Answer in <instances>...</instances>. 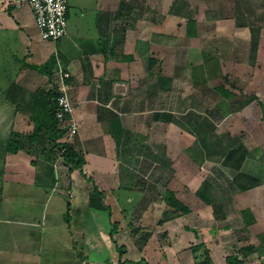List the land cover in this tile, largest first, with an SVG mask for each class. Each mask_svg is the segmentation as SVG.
I'll return each mask as SVG.
<instances>
[{"label": "crops", "instance_id": "obj_1", "mask_svg": "<svg viewBox=\"0 0 264 264\" xmlns=\"http://www.w3.org/2000/svg\"><path fill=\"white\" fill-rule=\"evenodd\" d=\"M175 2L176 0H78L72 5L73 8L69 5L66 34L54 42L41 39L27 0H0V264L20 262V259L15 260L13 257H31L33 252L40 251L42 229L47 220L45 214L49 209L53 208L52 211L57 215L54 220L55 230L60 229L56 225L60 221L59 214H63V206L60 202L57 203L60 200L52 201L53 205L49 204L50 189L63 190L60 198L65 200L62 204L69 210L73 208L74 212L79 213L81 204L84 209L86 207L90 224L97 222L96 212L105 210L90 205L95 186L98 191L108 192L114 188L133 191V188L140 185L137 190L143 191V197H146L144 185L136 180L139 167L133 168V145L136 144L135 158L138 160L143 157L157 160L156 156L163 159L158 150L146 146L144 141L137 142V129L147 128L145 125L153 127V124L170 125L175 118V114L169 113L171 111L165 96L174 91L179 79L174 71L175 67L180 59L183 60L182 63L185 60L181 55L169 53L168 48L178 49L180 42L188 38L185 26L183 35L177 40L175 38L178 36L176 31L182 28L179 27L182 24L180 20L185 13L182 9L174 11L177 15L170 13ZM71 10L75 13L74 17L70 14ZM211 14L214 16L216 13ZM162 16L167 17V20L172 17L174 19L175 24L171 26L176 31L170 36V43L169 35L164 34ZM150 34L154 36L153 40L149 39ZM195 39L189 38L190 41ZM169 64L171 72L167 69ZM59 69L70 74L67 84L78 133L69 143L84 155L86 162L83 171L71 169L70 166L68 169L63 163L62 166L58 164L63 159L58 156L56 145L67 141L66 136L54 141L57 133L52 130L54 122L51 110ZM257 105L259 106L258 103ZM252 106L247 109L254 110ZM143 111L151 112L150 123L147 117L137 120L136 116L142 115ZM263 114L262 112L258 120H255L257 124L252 127L257 130L254 132L258 135L256 139L261 138L259 142H255L258 144L254 148V151L258 149L257 154L264 147V135H259L260 131L264 134ZM192 117L184 120L182 125L191 136L193 134L188 129L192 128V122L196 120L195 114ZM200 117H207L217 127L207 115ZM146 121L147 124H144ZM143 140H146L145 136ZM10 143L14 144L12 149H17L16 152L11 151ZM183 155L185 161L180 163L179 168H175V174L181 176L184 187L192 194L198 193L205 206H209L200 195L206 179L201 180L199 173L198 178L195 174L190 178V172H196L192 163H196L187 154ZM129 159L131 162L127 161ZM256 176L259 177L260 174ZM262 187L263 180L262 185L244 192L264 189ZM212 189L207 191V198L214 197ZM169 190L172 191L170 188ZM99 202L106 207L104 198L101 197ZM154 204L152 196L142 208H154ZM166 208L165 203L159 204L156 211L162 214ZM80 214L82 215L81 212ZM244 218L248 232L257 223L264 226L263 217H259L253 210ZM109 219L112 220L111 217ZM157 219L159 223L162 215H158ZM179 219L167 221L161 226V230L173 222L177 223L175 227L179 226ZM68 222L65 218V228L70 224ZM120 229L118 226L114 227V237L108 243L110 248L113 247L112 259L117 264L139 263L137 260L144 264L146 250H151L152 253L151 243L155 240L157 242L153 250L161 254L163 264H197L193 246L198 245V233L192 236V240L177 246L178 239L184 238V231L192 233L185 226L180 232L173 230L168 233L166 230V234L151 229L148 233L152 232L153 236L146 245L133 238V229L125 231L134 245V259H126L128 245L121 244L115 238L125 230L123 227ZM262 231L253 235L259 241L256 245H246L235 255L242 259L241 264L250 263L256 255L260 258H257V264H264V248L261 243L264 240V228ZM66 234L68 235V229ZM154 235H160V238L155 239ZM102 239L108 238L103 236ZM168 240L171 241L170 244L165 243ZM60 244L64 248H72L67 240ZM94 246L96 248L97 244ZM101 246L105 247L106 242L99 241L98 248H102ZM121 247L126 248V255L118 250ZM225 263L228 264L227 258Z\"/></svg>", "mask_w": 264, "mask_h": 264}, {"label": "rangeland", "instance_id": "obj_2", "mask_svg": "<svg viewBox=\"0 0 264 264\" xmlns=\"http://www.w3.org/2000/svg\"><path fill=\"white\" fill-rule=\"evenodd\" d=\"M77 1L69 0L70 8H73L72 5L76 4ZM179 1H185V4L182 5V10L185 13L191 10L192 17L199 21L198 37L192 41L189 38H185L178 45L180 46L178 49L168 48L169 53L181 55L185 60L182 63L183 60L179 58L180 63L174 70L178 74L179 79H177V84L174 86V91L165 96L171 111L169 113H171L170 115L175 114V118L170 125L153 124V127L145 125L147 128L137 129L139 138L137 142L141 143L144 141L146 146L158 150L157 152L163 158L159 159L158 156L152 154L157 157V160H148L149 158L145 159V157L138 160L135 158L137 156L135 151L136 144L133 145V168L139 167L136 180L144 185L145 189L143 190H145L146 197H143V191L137 190L140 185L136 189L133 188V191H128L125 188L120 190L114 188L112 189L113 191L109 190L108 192L100 191V194H95L97 195L95 200L99 202L101 197L104 198L107 210L101 213L96 212L95 221L98 223L91 222L90 224L86 216V207L84 209L81 204L80 212L82 215L78 211L74 212L73 208L69 210L66 205L62 204L65 200L60 198L63 190L52 191L50 189L48 191L51 196L49 204L53 205L52 201L57 202V200H60L57 203L60 202L63 206L61 207L63 214H59L58 221H60L56 225L60 229L58 231L55 230L54 220L57 215L55 216V212L52 211L53 208L52 210L49 209V212L45 214L47 220L44 229H42L40 251L33 252L31 257L21 256L16 258L14 256L13 259H20V262L12 264H117L118 262L112 259L113 247L110 248L108 244L110 239L114 237L112 234L114 224H117L119 230L122 227L125 229L123 233H119L115 238L121 244L128 245L129 253H127L126 259H134L136 257L133 256L134 245L131 244L132 241L125 231L130 232L132 229L136 230L137 228L139 229L133 233V238L138 240L143 238V235L147 236L148 231L151 229L154 232L163 231L164 234L167 231L172 233L173 230L180 232L184 226L187 229L195 230L199 234L196 236V243L198 245L199 243H204L206 248L209 249L212 256V264H226V258L237 255L242 247L249 244L256 245L259 242L253 238V235L262 233L264 226H259L260 224L257 223L256 226L250 227V232H248L244 216L253 210L258 213L259 217L264 219V189L243 193L240 188H243L253 177L259 174V178L264 181V147L258 154L256 152L258 149L254 151V148L258 145L255 142H259L261 138L256 139L258 135H255L254 132H257V130L252 128L257 124L256 121L262 115V112L264 113V109L260 108L257 102L252 104L254 110H248V107L244 109L241 102L236 103L233 101L227 103L219 95L216 87L225 85V87L230 89V84H226V78H228L229 82L237 90L253 94L264 101V0H238L235 3V0ZM229 2L232 5L240 6V11L243 14L242 21L245 22L244 26L238 28L234 19L222 17V12L225 17L231 16V7L229 6L231 4ZM211 12L216 14L211 16ZM70 14L74 17L75 13L71 10ZM162 18L165 26L164 34L166 36L169 35L168 40L170 43V40H172L170 36L176 31L171 26V24H175L174 19L172 17L167 20V17L163 16ZM180 21H182V24L179 27L182 28L176 31V35H178L175 37L176 40L184 33L183 28L184 26L186 27L187 18H183ZM152 33L154 34L155 31ZM149 37L151 40L154 39L151 34ZM252 48L254 49L253 52H251ZM168 68L169 72H171L170 64L167 66ZM235 92L238 94V91ZM240 99L243 100V96L240 95ZM193 114H195L197 122H192V129L199 130L203 128L201 127L203 117L200 116L207 115L217 125L215 133H229L231 136H240L242 145L246 148V151L243 150L246 153L245 161L240 163L237 157L227 161L226 156L224 158V156L219 157L220 155L203 158L205 153L202 151L203 146L200 139L194 134L193 136L188 134L184 126H182L184 120L193 118ZM151 115V112L143 111L142 115H137L136 117L139 121L143 120L142 117H147L150 123ZM147 122L144 124H147ZM208 130L210 129L207 128V133ZM259 135L263 136L264 134L260 131ZM144 136L146 140H143ZM207 136L209 139L211 138L210 131ZM251 151L253 152L251 153ZM184 153L196 163L186 160L188 163L191 162L196 169L195 173L190 172V178L194 174L198 178L199 173L201 180L205 178L212 183V193L214 195L212 197L216 198V201L212 200L214 205L205 206L198 193L196 195L192 194L189 189L183 186L181 176L175 174V168H179L180 163L185 161ZM244 153H241V155H244ZM127 161L131 162L130 159ZM62 163L69 169L63 160L58 161L61 166L63 165ZM238 178H242V180ZM153 183L156 184L151 186ZM153 187H155L156 191ZM169 188L176 192V197L179 200L181 199L183 203L191 207L192 212L188 215H179L178 213L176 216L177 218L180 217L177 220L180 222L179 226L175 227L177 223L173 222L169 226L165 225L161 230V225L157 223L158 215H162V219H164L167 214L166 210L162 214H158L156 210L159 204L163 205V193ZM94 189L98 190V187L95 186ZM152 196L155 201L154 208L143 209V204ZM252 205L253 207H251ZM123 210H126V212ZM91 215L92 213L90 212V217ZM110 217L112 220L109 219ZM65 218L68 219V224L70 223L67 225L68 228H65ZM67 229L68 235L66 234ZM88 230L89 232H87ZM184 232V238L181 237L177 241L178 247L192 240V236L196 233L194 231L192 233ZM48 236L53 237L49 238ZM103 236L108 239H102ZM154 237L158 239L160 235H154ZM66 240L72 246V250L69 246L64 248L60 244ZM113 240L115 241V239ZM99 241L101 243L105 241L106 246L98 248ZM156 242L157 240L151 243L152 253L151 250H146L144 264L164 263L161 254L153 250ZM165 243L170 244L171 241L168 240ZM261 243L264 248V240ZM96 244L95 248L94 245ZM112 244L114 245V243ZM197 250L198 248L194 249V252L196 256L198 255V260H200L201 256ZM116 253L120 254L117 251ZM201 254L204 253L201 252ZM69 257L71 260H69ZM257 258L259 257L256 255L248 264H257ZM198 260L197 264L199 263ZM137 262L139 263L125 264H143L140 260H137Z\"/></svg>", "mask_w": 264, "mask_h": 264}, {"label": "trees", "instance_id": "obj_3", "mask_svg": "<svg viewBox=\"0 0 264 264\" xmlns=\"http://www.w3.org/2000/svg\"><path fill=\"white\" fill-rule=\"evenodd\" d=\"M236 1H238V0H235L234 3ZM186 2H187V0H186ZM183 4H185V1L181 2L179 0H176L175 5H173V7H172L171 12H173V14H174V11L176 9H180V8L182 9ZM229 4H231V5H229L231 7L230 8L231 16L225 17L223 12L221 11L222 17H224L225 19L226 18L234 19L236 24L238 25V27L244 26L245 22L242 21L243 20L242 19L243 14L240 11V6L232 5L231 2H229ZM187 8H189V7H187ZM191 13H192L191 10H188L185 14H183V18H187L186 36L188 38H197L198 37V30H197L198 21L196 18L192 17ZM239 15H241V16H239ZM179 16L182 18V16L180 14H179ZM253 50L254 49L252 48L251 52H253ZM226 84H230L231 88L229 89V88L225 87V85H221V86L216 87V90L219 93V95L222 96L226 100L227 103L233 102V101H235L236 103L241 102L243 104L244 109H245V108L249 107L250 105H252L254 102H257L259 104V106L262 109H264V103L259 98L254 96L253 94H247L245 92L243 93L242 91L237 90L236 87L229 82L228 78H226ZM235 91H238V94ZM240 95L243 96V98H244L243 100L240 99ZM56 97H57V94L55 93L53 106H52V110H51L52 111L51 113L53 116L52 119L54 122V126H53L52 130L56 131V133H57L55 138H54L55 139L54 141H56L57 138H63L64 136H66V131L64 129L60 128L59 122L55 117V108H56L55 100H56ZM195 121L197 122V120H195ZM197 125H199V123H197ZM201 127H203V128H201L199 130L190 128V129H188V132L191 134H194V136H196V137L198 136V138L200 139L201 144L203 146L202 151L205 153V155H203V158H205V157L211 158V156H213V155L214 156L220 155L219 157L224 156V158L226 156L227 161H229L235 157L238 158V161L240 163H243V161H245L246 153H244L243 150L246 151V148L244 145H242V138L240 136H238V135L231 136L229 133H225V134L215 133L217 130V127H215L213 124H211L207 117L202 118ZM204 127H206V128H204ZM207 128L210 129V130H208V133H209V131L211 133L210 139L207 136V134H208L206 132ZM13 145H14L13 143H10L11 151L16 152L17 149H12ZM56 146H57V149L59 150L58 156L63 159L65 164L70 166L71 169H79V170L83 171V166L85 165L86 161H85L84 155L82 153L76 151L75 148L69 142L57 144ZM241 153H244V155H241ZM248 153L250 155V151H248ZM251 153H252V151H251ZM242 178H240V179L238 178V179L242 180ZM260 185H262V179L255 176L251 179V181L247 185H244L243 188H240V190L242 189L241 191L244 192V191H247V190L254 188L256 186H260ZM212 188H213V186H211L209 180L206 179V181L203 183L201 190H200V193H201L200 195L203 198H205V200L207 201V204L209 206L214 205V201H212L214 198L213 197H212V199L210 197L207 198V196H209V195H206V193H207V191H209ZM100 193H101L100 191L94 190V195L90 198V205L95 207L96 209H100V210L105 209L106 210V207H104L102 203L97 202V200H95V196H97L95 194H100ZM162 200L165 203V205L167 206V208H166V214L167 215L165 216L164 219H162L158 223L161 226H163L167 221L177 218L176 215L178 213H179V215H188L192 212V209L189 206H187L186 204H184L181 200H179L176 197V194L169 189H166V191L163 193ZM215 201H216V199H215ZM220 206H222V205H220ZM114 225H115L114 227H117V224H114ZM188 230L196 232L195 230H190V229H188ZM133 232H136V230H133ZM152 236H153V233L149 232L147 234V236L143 235V238L139 239V242L146 245ZM141 248H143V246ZM197 248H198L197 251H199L198 253H200V256H201L200 260H198V255L196 256V254H195L196 260L199 261L198 264H212V259H211L209 249L206 248L205 244L201 243L199 245L193 246V249H197ZM118 250L120 251L121 254L126 253L125 247L118 248ZM201 252L204 254H201ZM241 260L242 259L239 256L227 257L228 264H241ZM120 264H123V262H121ZM146 264H149V263H146Z\"/></svg>", "mask_w": 264, "mask_h": 264}, {"label": "built area", "instance_id": "obj_4", "mask_svg": "<svg viewBox=\"0 0 264 264\" xmlns=\"http://www.w3.org/2000/svg\"><path fill=\"white\" fill-rule=\"evenodd\" d=\"M34 15L36 26L44 41H58L67 31L69 0H27ZM70 74L59 69L56 75L55 117L60 128L66 131V142H70L78 133V124L73 119L74 108L69 97L67 81Z\"/></svg>", "mask_w": 264, "mask_h": 264}]
</instances>
